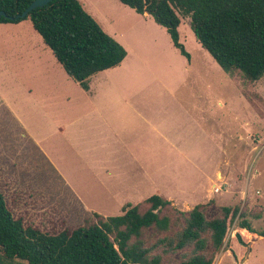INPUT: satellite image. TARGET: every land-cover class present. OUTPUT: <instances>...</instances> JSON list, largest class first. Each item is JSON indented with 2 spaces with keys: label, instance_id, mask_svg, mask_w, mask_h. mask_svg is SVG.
I'll use <instances>...</instances> for the list:
<instances>
[{
  "label": "rangeland",
  "instance_id": "1",
  "mask_svg": "<svg viewBox=\"0 0 264 264\" xmlns=\"http://www.w3.org/2000/svg\"><path fill=\"white\" fill-rule=\"evenodd\" d=\"M80 1L108 31L131 34L122 69L90 77L91 92L68 76L30 19L0 25V190L14 217L58 234L96 220L95 213L122 215L163 188L170 211L203 204L213 218L221 206L238 205L214 264H264V76L250 81L223 70L189 16L179 32L190 60L170 41L141 43L152 32L167 34L152 15L118 0ZM104 122L122 131L121 143L112 146L117 135L95 141L91 123ZM108 144L115 154L100 148ZM116 173L136 188L117 190ZM242 217L255 232L239 229ZM161 236L149 229L145 239Z\"/></svg>",
  "mask_w": 264,
  "mask_h": 264
},
{
  "label": "trees",
  "instance_id": "2",
  "mask_svg": "<svg viewBox=\"0 0 264 264\" xmlns=\"http://www.w3.org/2000/svg\"><path fill=\"white\" fill-rule=\"evenodd\" d=\"M33 1L0 0V24L30 19L68 76L83 89H89L91 76L120 65L127 56L126 48L80 0H53L21 17ZM119 1L152 15L188 60L191 55L180 41L182 16L190 17L195 37L223 70L241 72L250 81L264 76V0ZM171 205L154 194L124 208L122 215L95 213L96 220L49 234L16 219L0 190V264H214L239 206H221L218 215L208 218L203 204L189 212L170 211ZM238 227L255 232L244 217ZM149 229L163 236L148 244ZM235 239L247 245L240 233ZM177 253L182 260L170 258Z\"/></svg>",
  "mask_w": 264,
  "mask_h": 264
},
{
  "label": "crops",
  "instance_id": "3",
  "mask_svg": "<svg viewBox=\"0 0 264 264\" xmlns=\"http://www.w3.org/2000/svg\"><path fill=\"white\" fill-rule=\"evenodd\" d=\"M119 1V0H118ZM81 2V1H80ZM120 2V1H119ZM82 3V2H81ZM83 4V3H82ZM123 4V3H122ZM84 6V5H83ZM84 8H85V6H84ZM86 9V8H85ZM86 11H88V10H86ZM89 12V11H88ZM90 13V12H89ZM93 17H94V15L92 14V13H90ZM95 18V17H94ZM96 19V18H95ZM98 19V18H97ZM96 19V20H97ZM98 21V20H97ZM151 21V20H150ZM99 22V21H98ZM100 23V22H99ZM5 24H12V23H3V24H0V25H5ZM101 24V23H100ZM33 25V24H32ZM157 25H159V24H157ZM160 27H162L163 29H165V31H166V33L167 34H164V36H161L160 34H158V32H152V36L151 37H148V39L147 40H145V39H142V44H148L149 46H150V48H152V47H157V46H159V44H163V45H167V47H169L168 46V43H169V41L172 43V40H171V37H170V35H169V33L167 32V30H166V28L164 27V26H161V25H159ZM102 27H103V25H102ZM104 28V30L105 31H107V33H109L111 36H113L116 40H118L124 47H127L128 48V45H127V43H130L129 41H128V38H126V37H131V34H129L128 32H126V31H122V32H118V31H115V30H113L112 28H111V32L110 31H108L107 29H105V27H103ZM35 29V28H34ZM131 33V32H130ZM40 35V34H39ZM145 35H147V34H145ZM169 36V38H168V36ZM181 35V34H180ZM41 36V35H40ZM126 36V37H125ZM42 37V36H41ZM181 37V36H180ZM160 40V41H159ZM180 40H181V38H180ZM173 44V43H172ZM173 47H175L174 45H173ZM176 48V47H175ZM179 50V49H178ZM52 51V50H51ZM169 51V50H168ZM180 51V50H179ZM208 52V51H207ZM54 55V54H53ZM127 57H125V59H126ZM125 59L122 61V63L120 64V65H118V66H116V67H113V68H109V69H111V70H113L114 71V69H116V68H118V69H122V67H123V65H124V63H125ZM189 62H191V61H189ZM61 65V64H60ZM168 66H169V64H167ZM190 66V65H189ZM109 69H106V70H109ZM103 71H105V70H103ZM101 72V71H100ZM99 72V73H100ZM98 74V73H97ZM96 75V74H95ZM94 76V75H93ZM93 76H91V77H93ZM257 81H259V80H257ZM170 82L171 81H168L164 86H166V87H168V84H170ZM174 82V81H173ZM78 83V82H77ZM80 85V84H79ZM262 87V86H261ZM82 88V87H81ZM83 89V88H82ZM85 90V89H84ZM85 91H88V92H91V85H90V83H89V89L88 90H85ZM134 109H136L139 113H141L140 111V109H138L137 107H135ZM4 110H6V111H8L6 108L4 109ZM142 111L144 112V114H146V113H148L149 114V110H147V109H142ZM9 112V111H8ZM1 113V112H0ZM11 114V113H10ZM142 114V113H141ZM84 120H88L89 119V113H85L84 115H83V117H82ZM145 121L147 122V123H150L151 124V120L150 119H148L147 117H145ZM85 124V123H84ZM83 124V125H84ZM91 125L96 129V134H95V137H94V139H95V141H97L98 143H102V142H104L107 138H109L107 141L108 142H110V138H114V136L115 135H117V138H118V141H117V143H115V139H113L112 140V146H115V144H118V143H121V132L122 131H120V132H118L117 133V127H116V124H112V123H108V122H104V123H91ZM154 126V125H153ZM155 127V129H156V132L157 131H159L158 129H157V127L156 126H154ZM109 133H112V135H110ZM160 135H161V137H162V139L166 142V144H168V142H169V140H168V137L166 136V135H164L162 132H160ZM171 144H172V146L173 145H175V143L174 142H171ZM150 145H151V143H150ZM149 145V146H150ZM107 146H111V145H105V146H102V147H100V148H105V150L107 151V152H109L111 155H113V154H115V152H112L110 149H107ZM99 156H100V154H99ZM88 161V160H87ZM112 180H113V186L114 187H116L117 188V190L119 189V190H121V192L123 191V192H126V193H128V192H130V191H133L135 188H136V185H135V183H131L130 182V180L129 179H120V177H119V175L116 173L115 175H113L112 176ZM161 191L164 193H161ZM165 190L163 189V188H161L160 189V193H158V195H160V196H162V195H166V196H169L170 197V195L169 194H167V193H165V192H167V191H165ZM116 192V190L114 191V193ZM147 199V198H146ZM79 201H80V199H78ZM144 201V200H143ZM142 202V201H141ZM141 202H139V203H141ZM80 203L83 205V203L80 201ZM138 203V204H139ZM130 204H128V206H129ZM137 205V204H136ZM84 206V205H83ZM133 206H135V205H133ZM124 207V206H123ZM123 207L121 208V210L123 209Z\"/></svg>",
  "mask_w": 264,
  "mask_h": 264
},
{
  "label": "water",
  "instance_id": "4",
  "mask_svg": "<svg viewBox=\"0 0 264 264\" xmlns=\"http://www.w3.org/2000/svg\"><path fill=\"white\" fill-rule=\"evenodd\" d=\"M53 0H34L25 10L24 12L20 15L21 17H26L30 11L37 7H42L47 5L49 2ZM4 12L0 10V16L3 15Z\"/></svg>",
  "mask_w": 264,
  "mask_h": 264
}]
</instances>
